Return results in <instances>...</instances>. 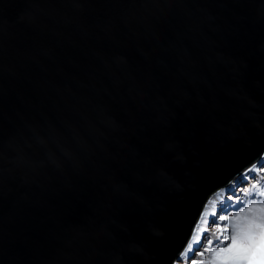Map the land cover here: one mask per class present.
Here are the masks:
<instances>
[{
    "label": "water",
    "instance_id": "obj_1",
    "mask_svg": "<svg viewBox=\"0 0 264 264\" xmlns=\"http://www.w3.org/2000/svg\"><path fill=\"white\" fill-rule=\"evenodd\" d=\"M264 156V0H0V264H175Z\"/></svg>",
    "mask_w": 264,
    "mask_h": 264
},
{
    "label": "rangeland",
    "instance_id": "obj_2",
    "mask_svg": "<svg viewBox=\"0 0 264 264\" xmlns=\"http://www.w3.org/2000/svg\"><path fill=\"white\" fill-rule=\"evenodd\" d=\"M261 224H264V156L233 184L209 197L175 264H232L229 258L235 253H222L221 249L230 247L233 236L247 243L246 236L252 234L258 244Z\"/></svg>",
    "mask_w": 264,
    "mask_h": 264
},
{
    "label": "snow or ice",
    "instance_id": "obj_3",
    "mask_svg": "<svg viewBox=\"0 0 264 264\" xmlns=\"http://www.w3.org/2000/svg\"><path fill=\"white\" fill-rule=\"evenodd\" d=\"M259 227L261 232L258 244L252 234L246 236L247 243L239 240L237 236H233L230 247L221 249L222 253H235L229 258L232 260V264H242L244 260L247 261V264H264V224Z\"/></svg>",
    "mask_w": 264,
    "mask_h": 264
},
{
    "label": "bare ground",
    "instance_id": "obj_4",
    "mask_svg": "<svg viewBox=\"0 0 264 264\" xmlns=\"http://www.w3.org/2000/svg\"><path fill=\"white\" fill-rule=\"evenodd\" d=\"M213 195V194H212ZM219 196V195H218Z\"/></svg>",
    "mask_w": 264,
    "mask_h": 264
}]
</instances>
